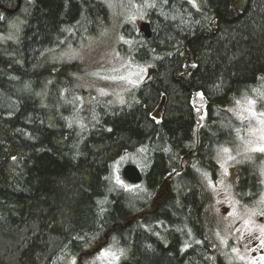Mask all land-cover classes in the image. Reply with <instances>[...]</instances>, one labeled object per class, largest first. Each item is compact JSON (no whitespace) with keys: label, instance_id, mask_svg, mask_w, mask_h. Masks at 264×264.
<instances>
[{"label":"trees","instance_id":"16d2710c","mask_svg":"<svg viewBox=\"0 0 264 264\" xmlns=\"http://www.w3.org/2000/svg\"><path fill=\"white\" fill-rule=\"evenodd\" d=\"M167 1L190 22L155 15L158 0H134L153 33L120 40L122 55L151 74L118 103L74 86L76 62L49 60L109 25L106 0H20L17 9L0 0V264H82L107 243L114 264H237L212 244L207 184L221 150L238 144L242 122L230 109L250 99L264 111V0ZM199 91L200 123L190 104ZM128 148L143 158L139 184L113 169ZM260 159L231 167L242 205L260 193Z\"/></svg>","mask_w":264,"mask_h":264},{"label":"rangeland","instance_id":"374dc122","mask_svg":"<svg viewBox=\"0 0 264 264\" xmlns=\"http://www.w3.org/2000/svg\"><path fill=\"white\" fill-rule=\"evenodd\" d=\"M106 1L112 10L109 25L98 33L87 32L81 38L76 37L71 41L72 43L66 44L56 54L51 55L49 60L76 62L80 71L73 75L74 86L76 84L78 88L92 89L98 98L111 95L118 103H122L124 93L127 94L131 89L133 90L145 82L150 66H140L137 62H131L127 57H124L120 40L140 41L139 37L142 34L138 30V25L141 21L147 20V14L146 9L136 5L134 0ZM155 8V15L160 18L182 24L190 22L188 10L180 4L158 0ZM125 11H127L126 16L124 15ZM119 19L120 21H118ZM119 23H122L123 26L125 23L128 25L120 36L115 32L116 25ZM17 26L18 24H16ZM242 27L239 28V31L245 29V25ZM236 35L238 34L233 31L222 35L221 38L227 40ZM126 59L129 61L128 64ZM160 98L161 96L158 102ZM248 101L250 99L240 101L230 109L242 122L237 139L238 144L234 151L227 147L228 152L224 151L226 148L220 152L218 176L207 184L211 195L207 212L209 221L214 225V229L211 231L212 244L223 246L224 253L230 262L264 264V153L253 150L264 146V139L261 138L264 136V124L260 122L264 120V117L259 116V113L264 111H257L256 105H250ZM190 104L197 122L200 123L205 112V96L200 91L193 93ZM156 107L157 105L153 106L150 118L159 121L164 114L165 107L163 106L164 109L159 111L158 116L153 117L152 113L154 114ZM253 111L257 113L256 116L252 115ZM131 148L126 149L115 161L113 166L115 173H121V168L130 162L129 159H133V163L140 169L144 168L140 153L131 152ZM254 154L261 155L257 171L262 187L258 196L251 203L242 205L235 195L234 183L231 181V167ZM120 183L131 187L125 180ZM24 231L27 234L30 232V228L26 227ZM1 247L3 248L1 255L5 259L10 257L12 250L7 249L8 247ZM223 249L221 250L223 251ZM105 251H108L110 255H102ZM260 251L263 252L260 253ZM88 259L89 263L91 259H95L99 264H114L118 259V251L111 243H107L90 257H83L82 264L87 263ZM73 262L80 264V261L78 262L76 259Z\"/></svg>","mask_w":264,"mask_h":264},{"label":"water","instance_id":"95a60500","mask_svg":"<svg viewBox=\"0 0 264 264\" xmlns=\"http://www.w3.org/2000/svg\"><path fill=\"white\" fill-rule=\"evenodd\" d=\"M19 5H20V0H18L16 9L19 7ZM138 30L143 35V37L148 39L151 38L153 33L151 24L148 20L141 21L138 25ZM150 74H151V70H148L147 75L149 76ZM164 100H165V96H162L160 103L153 114L154 116H158L159 111H161L163 107ZM121 173L124 179L131 184H139L143 180V174L141 170L134 163L124 164Z\"/></svg>","mask_w":264,"mask_h":264},{"label":"snow or ice","instance_id":"6c2138e0","mask_svg":"<svg viewBox=\"0 0 264 264\" xmlns=\"http://www.w3.org/2000/svg\"><path fill=\"white\" fill-rule=\"evenodd\" d=\"M199 95V94H198ZM239 103V102H238ZM248 103L251 105V104H254V101H248ZM251 110V109H250ZM252 115L253 116H256L257 115V113H255L254 111L252 112ZM259 116L260 117H264V112H261V113H259ZM262 124H264V120H261L260 121ZM262 139H264V136H262L261 137ZM254 151H259V152H262V153H264V146H261V147H258V148H256V149H253ZM224 151L225 152H228V149L226 148V149H224ZM117 182L118 183H120V181H119V178L117 177ZM102 255H104V256H108V255H110V253L108 252V251H105V252H103L102 253Z\"/></svg>","mask_w":264,"mask_h":264},{"label":"flooded vegetation","instance_id":"af4514ba","mask_svg":"<svg viewBox=\"0 0 264 264\" xmlns=\"http://www.w3.org/2000/svg\"><path fill=\"white\" fill-rule=\"evenodd\" d=\"M263 251H260V253H262Z\"/></svg>","mask_w":264,"mask_h":264},{"label":"bare ground","instance_id":"6f19581e","mask_svg":"<svg viewBox=\"0 0 264 264\" xmlns=\"http://www.w3.org/2000/svg\"><path fill=\"white\" fill-rule=\"evenodd\" d=\"M67 115V114H66ZM68 116V115H67ZM74 116V115H73ZM69 117V116H68Z\"/></svg>","mask_w":264,"mask_h":264}]
</instances>
